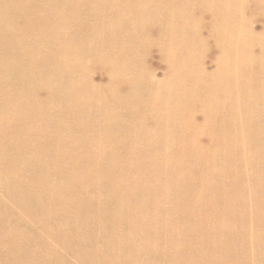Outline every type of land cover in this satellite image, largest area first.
<instances>
[{
  "label": "bare ground",
  "instance_id": "6f19581e",
  "mask_svg": "<svg viewBox=\"0 0 264 264\" xmlns=\"http://www.w3.org/2000/svg\"><path fill=\"white\" fill-rule=\"evenodd\" d=\"M135 1L134 6L103 9V33L108 39L119 38L123 52L111 71L118 74V81L111 79L91 94L87 93L93 88L91 74L87 70L75 74L82 69L81 61L76 62L66 43L76 37V27L65 22L69 14L60 8L0 6L9 10L0 15V209H4L0 264H90L72 248L79 241L88 242L83 222L102 228L97 212L83 201L85 196L94 198L91 191L69 177V170L81 165L101 173L99 182L93 183L100 204L115 209L119 203L125 206L118 209L119 229L131 212L137 215L138 207L149 209L143 218L153 215L166 188L153 175L165 169L167 178L166 174L160 177L167 180V200L172 208L184 207L185 217L181 208L175 209L180 221H197L203 229L211 222L235 227L240 223L235 222L238 211L245 213L248 202L264 215V194L251 192L247 197L229 177L236 173L239 178L243 167L253 172L251 166L264 161V0L258 16L252 3L246 9L244 0L239 5L229 0ZM156 2L167 5L152 6ZM30 9L38 11L32 14ZM53 9L59 13L53 14ZM18 10L27 13L21 17ZM230 21L235 24L232 28ZM208 25L217 48L212 47V39L205 41ZM95 32L99 30L91 24L79 31L88 40ZM157 33L163 40L162 73L148 64L153 53L150 35ZM186 37L190 46L181 43ZM209 51L216 55L214 64L207 66L203 57ZM68 56L70 64L59 58ZM89 57L88 65L96 62ZM79 79L90 89L82 88L85 99L77 106L83 110L75 112L82 114L56 118L52 110L65 101V90L70 93ZM66 81L71 84L66 86ZM75 132L90 138L89 154L73 149ZM194 137L196 142H190ZM208 156L213 159L209 173L218 179L216 183L203 182L198 175ZM118 163L123 164L120 177L125 182L111 187L102 171ZM111 198H116L112 204ZM254 228L264 237V225ZM171 230L197 236L189 223L182 229L173 225ZM205 232L209 234L210 228ZM139 234L153 236L143 226ZM94 240L99 248L93 249L119 260L123 250L119 240L105 236ZM55 243L63 244L67 255L73 249L74 262L56 252ZM171 245L179 247L174 241ZM129 246L122 254L123 263L130 259L128 253L132 255ZM238 247L246 253L235 257L224 249L221 254L244 264L248 248L244 242ZM80 249L85 251L84 246Z\"/></svg>",
  "mask_w": 264,
  "mask_h": 264
},
{
  "label": "rangeland",
  "instance_id": "374dc122",
  "mask_svg": "<svg viewBox=\"0 0 264 264\" xmlns=\"http://www.w3.org/2000/svg\"><path fill=\"white\" fill-rule=\"evenodd\" d=\"M229 1L230 4L234 5H239L240 3V0ZM261 1L262 0H244V4L247 9L250 6L249 3H252L254 16H258L262 14L260 6ZM225 2L227 1H223V3ZM135 4H138L135 0H27L26 2L21 3H18V0H0V6L6 5L8 9L11 6L19 8H34L35 6L60 8V10H63L65 14H69L65 19V22L73 25V27H76V37H74V39L69 38V41L66 43L70 46V53H74L76 62L81 61L82 69H79L75 72V74L80 75L81 70H87L88 74H91V84H93V88L90 90L87 83H81V79L77 81L75 80L73 83L74 88L70 91V93L68 90L66 93L65 90V101L58 103L56 108L52 110L56 118H59V116L65 119L71 118L72 112L77 116L82 114L81 112L78 114L75 113L76 111L83 110L82 107L77 106L79 101H83L85 99L83 97L84 94H82V88L86 87L87 90H90L87 93L91 94V92L95 93L99 91L97 86L109 85L111 79L115 78L116 81H118V74H114L115 72L111 71H113L112 66L115 64L114 62L118 60L120 53L123 52L122 49H120L121 41L119 38L115 37L108 39V36L103 33V31H105L103 30L104 24L102 23L103 18H105V16H103V12H105V10L103 9L115 8L118 10L121 7L134 6ZM151 4L152 6L167 5V3L162 2ZM8 9H0V15L2 12L7 14L9 11ZM196 10L203 12L205 8L197 7ZM37 11L38 9H30L32 14ZM194 12L198 13L197 11ZM26 13L27 10H18V14L21 15V17H24ZM52 13H59V9H53ZM116 18L117 23L119 24V12L116 13ZM110 19L111 18H108V21ZM236 19L238 20V18ZM0 22H3V17L1 16ZM84 24H91L93 28L95 26L96 29L99 30V32L93 33L91 40H88V35L80 36L81 34L79 31L83 30ZM261 24L262 22L259 21L258 25ZM229 25L232 28L235 24L230 21ZM141 26L138 28L140 29ZM158 28L161 29L162 25H159ZM206 30L207 36L205 37V41L209 38L212 39V47L217 48L215 42L217 38L214 35L212 25H208ZM158 34L159 33L156 35H150L152 39L149 46L150 48H153V53L150 55L151 59H149L148 64L152 65L151 67L156 68V72L162 73L165 71V68L161 67L162 57L160 54L162 51L163 40L156 37ZM181 43L183 46L191 45L188 37L182 39ZM128 50L129 49L126 48V51ZM215 55V52L211 55L209 51V53L205 55L206 57H203V60L207 61V66L214 64L213 61L215 60ZM69 56L66 58H59L69 63ZM89 56H93V58L96 59V62H92L88 65V61L86 60L90 58ZM64 66L65 69H68L66 65ZM159 77H161V75H159ZM66 82V86L71 84V81ZM120 99L121 97H118L116 105H119ZM234 134L235 133H232L231 136ZM204 138L205 136H203V139ZM196 140L197 137H194V139H191L190 142L195 143ZM71 142L75 144L73 149L79 154L87 155L91 152L92 144L90 138L86 140L83 137H79L75 132L71 135ZM250 152H252V149H249V153ZM212 161L213 159L210 156L206 157L204 164L198 169V175L203 182L207 180H211L214 183L218 182V179L213 178L209 173ZM122 166L123 164L121 165L118 163L102 171L103 179H107L111 187H120V184H124L125 179L120 177V170L122 169ZM125 167L130 168L131 166L126 164ZM251 168L253 172L247 167H243L242 175L239 178L236 173L229 174L231 180L238 185V189H240V191L247 197L251 195V192L264 194V161L255 163L251 166ZM69 172L71 175L68 173L67 175H70V178L74 177L76 183L80 187H82L85 191L90 190L92 192L89 193L94 197L93 199L88 196L83 198L85 207L95 210L100 220H102L101 229L91 227L88 223L83 222L85 230L90 235L87 239L88 242L79 241L72 247L79 255L82 254L86 257V259H89L88 262L90 264H243L238 258H224L221 254L224 249L235 257L239 256L240 252L246 253V249L243 251L238 247V243L240 244L243 242L244 247L248 248V254L244 259V264H264V237L259 236L254 228L255 226L264 225V215L257 214L254 211V205L251 202L247 203L245 213L241 210L238 211L235 222L240 223L233 224L235 227H224V225H217V223L211 222L205 229H203L197 221H180L177 215L178 213L175 209L181 208L183 210L181 216L185 217L184 207L178 205L172 208L170 202L167 200V180H165L164 177H160L162 174H166L165 178H167V169H165L162 173L153 175V177L156 178V181L159 179V181L164 184L162 187H166L161 199H158L157 201V206L156 209L153 210V215L150 218H143L142 213L148 214L149 209L145 207H138V209L135 210L137 215L131 212L132 215L127 216L124 223L120 226L121 230L119 229L120 221L118 219V209L125 208V206L119 203L118 209L113 207L108 208L100 204L98 201V190L94 188L93 183L99 182L101 173L97 172L93 168L83 165H81V167L76 166L74 170L70 169ZM89 175L90 177H88ZM256 182L257 184L255 185ZM203 186L204 183H202L201 187ZM227 188H229L228 185ZM78 192L79 191H77V193ZM171 196L169 197L170 201ZM115 199L116 198H111L110 203L112 204ZM216 202L219 203L220 201L216 200ZM7 205L14 208V203L12 201H8ZM187 211L189 212V210ZM3 212L4 209H0V213ZM62 213H59L58 216ZM108 219L114 220L116 224ZM204 220L209 222L210 219L204 218ZM29 222L35 223V220L30 218ZM104 222H106L105 225H103ZM188 223L196 228L197 236H194L193 234L187 236L189 233H183L181 235H178L177 233L173 234L171 230L173 225H176L177 229H182V227ZM142 226L145 229H149L153 236H140L139 231ZM209 228L210 233L208 234L205 230ZM133 231L136 232L133 233ZM132 233L134 236H131ZM101 236H105L109 238V240L117 239L123 244V250L121 251L119 260H112L113 258L108 253L102 250H97L99 247L94 239L96 237V240L100 241ZM240 238L243 239L242 242L239 241ZM171 241L178 243L179 247L171 245ZM128 243L130 245L129 248H131L132 255L128 253L127 255L130 259L127 260L126 263H123L122 254L126 252ZM80 245L85 247V251L81 249L79 250ZM53 246L56 247V252L64 255L68 260L74 262L75 254L73 249H71L67 255L63 244L55 243ZM47 264L53 263L48 262ZM76 264H80V262Z\"/></svg>",
  "mask_w": 264,
  "mask_h": 264
}]
</instances>
